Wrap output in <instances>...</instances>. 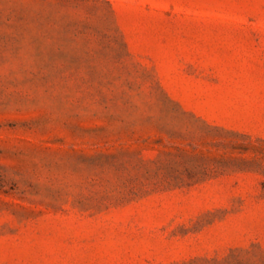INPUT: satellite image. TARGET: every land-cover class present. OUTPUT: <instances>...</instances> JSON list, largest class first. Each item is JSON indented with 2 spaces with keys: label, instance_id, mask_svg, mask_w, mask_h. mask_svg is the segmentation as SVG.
<instances>
[{
  "label": "rangeland",
  "instance_id": "1",
  "mask_svg": "<svg viewBox=\"0 0 264 264\" xmlns=\"http://www.w3.org/2000/svg\"><path fill=\"white\" fill-rule=\"evenodd\" d=\"M0 264H264V0H0Z\"/></svg>",
  "mask_w": 264,
  "mask_h": 264
}]
</instances>
